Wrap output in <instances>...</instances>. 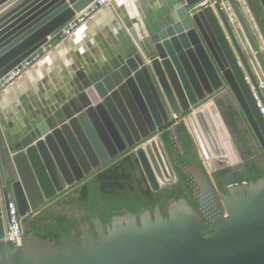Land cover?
<instances>
[{"label": "water", "instance_id": "obj_1", "mask_svg": "<svg viewBox=\"0 0 264 264\" xmlns=\"http://www.w3.org/2000/svg\"><path fill=\"white\" fill-rule=\"evenodd\" d=\"M93 1L0 0V79ZM198 1L168 0L153 20L124 0L112 21L125 45L115 56L97 63L86 54L68 59L70 89L62 88L55 104H35L28 121L21 115L17 121L10 107L0 105V264H264V180L218 194L216 178L199 173L194 178L200 211L211 233L202 231L181 198L166 218L158 208L139 221L126 213L113 217L106 231L95 219L97 238L83 234L80 246L73 236L62 238L58 248L52 240L23 235L10 250L4 240L11 202L22 219L38 214L123 153L134 155L150 190L173 185L160 183L145 144L158 138L177 181L160 130L181 119L191 133L184 117L190 119L223 88L233 95L264 157V115L255 99L264 108V94L241 35L218 2L190 15ZM229 1L257 51L240 6ZM257 1L264 13V0ZM240 4L264 45L247 1ZM256 57L264 69V57L259 52Z\"/></svg>", "mask_w": 264, "mask_h": 264}, {"label": "trees", "instance_id": "obj_2", "mask_svg": "<svg viewBox=\"0 0 264 264\" xmlns=\"http://www.w3.org/2000/svg\"><path fill=\"white\" fill-rule=\"evenodd\" d=\"M246 1L264 38V13L257 0ZM213 98L221 107L223 121L245 160L244 172L240 174L231 172V165L219 167V163L214 162V187L218 194H226L230 186L264 180V157H255L260 152L259 146L231 92L223 88ZM160 139L175 172L176 183L156 192L140 188L135 174L136 160L128 155L61 196L40 213L23 218L24 235L52 240L58 248L62 247V238L68 240L73 236L80 245L83 234L96 237L95 219L105 226L111 222L112 216L129 212L139 217L144 212L152 214L156 207L166 218L170 205L181 198L198 216L202 231L211 233V226L200 211L199 187L194 174L208 178L211 175L199 156L192 134L178 119L161 129ZM12 247L11 244L10 250Z\"/></svg>", "mask_w": 264, "mask_h": 264}, {"label": "crops", "instance_id": "obj_3", "mask_svg": "<svg viewBox=\"0 0 264 264\" xmlns=\"http://www.w3.org/2000/svg\"><path fill=\"white\" fill-rule=\"evenodd\" d=\"M130 1L137 3V7L141 10L142 14L152 17L154 20L156 19L157 11L161 10L163 7L166 8L165 5H167L168 0ZM122 2H124V0H113L107 7H103L101 10L96 12L93 16L95 19L89 23V30L86 29L83 34L84 37L80 36L82 34H79L71 43L65 41L68 40V38H66L63 44H66L69 50L67 52L65 51L64 55L61 54V47L63 44L61 46L59 44L53 50H51L47 56H44V58L40 61L41 63L38 62L26 74H24L19 80L15 82L18 83V81H20L19 83L23 85L22 88L16 94L13 101L6 100L4 103H6V107H10L8 108V112L12 114L17 121L20 119H26L28 121L29 118L34 117V111L37 106L35 104H39L41 107L44 105L43 102L46 100H48L47 102H51V104H55L57 102L56 98L60 97V85L65 86L66 74L69 73L68 59H73V56L75 55L83 57V55L86 54L91 63H97L99 60L104 61L106 56L111 57L118 53L116 49H121L123 47V39L118 36L112 21L115 19L116 15H118L117 10H121L119 5L122 4ZM239 6L248 24V27L250 28V31L254 33L258 41V37L251 23L249 15L242 4H239ZM97 15H100V17ZM73 35L74 33L69 37L73 39ZM240 35L244 50L247 51L248 39L243 32V29L241 30ZM55 49L56 53H54ZM246 55H248V53H246ZM49 61L52 62H50L48 67L43 66L44 62L49 63ZM60 63L64 66V70L60 68ZM37 65L40 67L42 66L43 70L38 74V76H35L34 79L31 80L30 76L34 75L33 71L34 69L36 70L38 67ZM14 84L6 89L8 91L5 90L3 92L4 94L6 93V96H8V92L14 89ZM21 90L24 92L22 93ZM21 97H26V100L21 101ZM15 101H17L18 105L14 104ZM18 115H21V118L18 117Z\"/></svg>", "mask_w": 264, "mask_h": 264}, {"label": "rangeland", "instance_id": "obj_4", "mask_svg": "<svg viewBox=\"0 0 264 264\" xmlns=\"http://www.w3.org/2000/svg\"><path fill=\"white\" fill-rule=\"evenodd\" d=\"M252 35L257 44V52L264 57V45L259 39L257 41L254 33H252ZM246 53H248L247 56L249 57V61L261 85L262 93L264 94V69L259 63L255 52L250 48L249 43ZM184 118L198 147L202 160L205 163V167L211 176L214 172V162H218L219 167L227 165L232 166L237 163L243 165L245 160L241 155L242 151L240 152L237 148L238 144H236L229 128L223 121L221 107L214 98L208 99L199 108V111L192 116V122L190 121L191 118ZM239 146L240 148L242 147L241 144ZM220 149L222 151L224 149V158L222 157ZM151 157L152 156H150V159L153 160ZM208 157H212L210 165L207 163ZM171 183H176V180L168 184Z\"/></svg>", "mask_w": 264, "mask_h": 264}, {"label": "built area", "instance_id": "obj_5", "mask_svg": "<svg viewBox=\"0 0 264 264\" xmlns=\"http://www.w3.org/2000/svg\"><path fill=\"white\" fill-rule=\"evenodd\" d=\"M235 1L238 5L240 4V0ZM111 2L112 0H94L83 11H81V13H78L74 18H72L64 26H62L56 33L50 36L49 40L43 46H41L29 57L24 59L20 64H18L0 79V95H2V93L6 89H8L12 84L19 80L24 74H26L35 64L41 61L44 56L49 54L51 50H53L56 46L60 44V42L71 36L73 32L78 29L83 23H85L91 16H93L96 12H98ZM216 2L219 3L220 8L226 15L234 32L236 34H240L242 27L229 0H200L195 4L191 5L188 9V12L190 15H192L201 11L207 6L214 7V4ZM238 65L242 66L240 61H238ZM255 99L258 103L261 113L264 115V108L262 107L258 98L255 97ZM9 211L11 221L6 228L4 240L12 245L20 244L24 235L21 226L22 218L18 216L15 206L12 202L9 205ZM34 215L36 214H29L27 217H32Z\"/></svg>", "mask_w": 264, "mask_h": 264}, {"label": "bare ground", "instance_id": "obj_6", "mask_svg": "<svg viewBox=\"0 0 264 264\" xmlns=\"http://www.w3.org/2000/svg\"><path fill=\"white\" fill-rule=\"evenodd\" d=\"M113 1V0H112ZM109 5V4H108ZM107 5V6H108ZM107 6H105V7H107ZM116 6V5H115ZM104 7V8H105ZM94 16V15H93ZM93 16H91L85 23H83L79 28H81L82 27V29L84 30V31H82V30H80L79 28V30L80 31H78V32H76V30H78V29H76L74 32H76V34H74L73 36L74 37H72L73 39H68V40H65V41H68V42H73V40L74 39H76V37L79 35V34H82V35H80V36H83L84 37V32H85V30L86 29H88L89 30V28H90V25H89V23L90 22H92L93 21V19H95ZM97 16H99L100 17V15H97ZM73 32V33H74ZM119 37H121L120 35H119ZM62 41V43L60 42V46L63 44V42H65V41ZM123 47L122 48H124L125 47V45L123 44L122 45ZM249 46H250V48H252V50L255 52V54H256V50H255V47L253 46V44H249ZM121 48V49H122ZM69 49H68V46L66 45V44H63V46L61 47V54H65V51L67 52ZM117 51H119V49H116ZM54 52H56V49H55V51ZM106 60V59H105ZM40 62V61H39ZM50 62H52V61H49V63H45L44 62V65L43 66H45V67H48L49 66V64H50ZM41 63V62H40ZM36 65V64H35ZM60 65H62L61 63H60ZM38 67L36 68V70L34 69V71H33V73H34V75H32V76H30L31 78V80H33L34 79V77L35 76H38V74L39 73H41V71L43 70V67L41 66H39V65H37ZM32 73V74H33ZM67 78L65 79V86H61L60 85V90L62 91V88H64L65 90H69L70 89V85H71V83H68L67 84ZM20 81H18V83L16 84V86L18 87L16 90H11L10 92H8V96H6L4 93H2V96L0 95V105H1V107L3 106V105H5L6 103H4V101H6V100H8V101H13L14 100V97L16 96V94L20 91V89L22 88V86L23 85H21L20 83H19ZM29 83V82H28ZM26 84H27V81H26ZM29 85V84H28ZM14 87V86H13ZM13 89V88H12ZM10 90V89H9ZM6 91H8V90H6ZM21 92H22V90H21ZM24 92V91H23ZM22 92V93H23ZM10 93V94H9ZM15 94V95H14ZM7 101V102H8ZM44 101V100H43ZM48 100H46L45 102H43V104L45 103L46 104V102H47ZM53 104V103H52ZM191 122H192V117H191V120H190ZM192 128H194V127H192ZM145 149H146V151H147V153H148V155H149V157L150 156H152L151 158H153V160H151L152 161V163H153V165L155 166V168L159 171V174H160V183L162 184V185H166V184H168V183H170V182H173V181H175V177H174V175H173V172H172V170H171V168H170V166H169V164H168V161H167V158H166V156H165V154H164V151H163V149H162V145H161V143L159 142V140H158V138L155 136L154 138H152V139H150L146 144H145ZM210 157H208V159H209ZM212 158V157H211Z\"/></svg>", "mask_w": 264, "mask_h": 264}, {"label": "flooded vegetation", "instance_id": "obj_7", "mask_svg": "<svg viewBox=\"0 0 264 264\" xmlns=\"http://www.w3.org/2000/svg\"><path fill=\"white\" fill-rule=\"evenodd\" d=\"M174 122V121H173ZM167 126V125H166ZM160 133H161V130H160ZM160 133H159V136H160ZM221 150V149H220ZM221 152H222V157L224 158L225 157V152H224V149H223V151L221 150ZM128 155H132L133 157H134V155L133 154H131V153H123V154H121L118 158H116L115 160H112V162H111V164H113L114 162H116V161H118V160H121V159H123L124 157H126V156H128ZM258 156H260V152L255 156V157H258ZM135 158V157H134ZM136 160V159H135ZM244 164L243 165H240L239 163H237V164H235V165H232V170H231V172H236L237 174H240V173H242V171H244ZM135 174H136V177H137V179H139V187L140 188H142V189H146V188H149L148 187V185H147V181H146V179H145V177H144V175H143V172H142V169H141V167L139 166V164H138V162L136 161V163H135ZM156 208H158V207H156ZM155 208V209H156ZM154 209V210H155ZM159 209V208H158ZM154 210H153V212H152V214L154 213ZM129 213V212H128ZM144 213H146V212H144ZM143 213V214H144ZM150 213V212H149ZM124 214H126V213H124ZM143 214H141V215H143ZM151 214V213H150ZM123 215V214H122ZM133 215H135V214H133ZM140 215V216H141ZM117 216V215H116ZM136 216V215H135ZM139 216V217H140ZM113 217H115V216H112V218H111V222H112V219H113ZM137 217V216H136ZM139 217H137V221H139ZM99 220V219H98ZM111 222L109 223V224H106L105 226H103V228H104V230L106 231L107 230V228L111 225ZM97 234V233H96ZM90 235H92V234H90ZM94 236V235H93ZM95 237V236H94ZM95 238H97V235H96V237ZM77 243H78V241H77ZM80 246V245H79Z\"/></svg>", "mask_w": 264, "mask_h": 264}]
</instances>
